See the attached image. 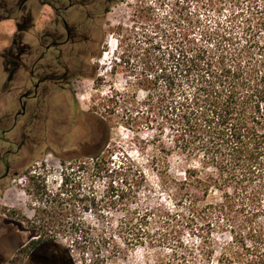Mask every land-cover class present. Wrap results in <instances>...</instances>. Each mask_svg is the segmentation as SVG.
I'll use <instances>...</instances> for the list:
<instances>
[{"label":"trees","instance_id":"1","mask_svg":"<svg viewBox=\"0 0 264 264\" xmlns=\"http://www.w3.org/2000/svg\"><path fill=\"white\" fill-rule=\"evenodd\" d=\"M191 1L176 0L181 11L172 7L144 42L130 44L135 26L118 28L119 47L136 51L144 96L101 98L106 114L119 110L125 125L153 133L146 165L156 188L128 155L114 157L107 119L93 112H82L86 139L57 157L63 170L104 184L101 196L88 193L87 210L120 215V251L160 249L164 264H264V0H234L223 21L199 7L187 13ZM136 13L150 19L142 6ZM37 242L71 264L55 240Z\"/></svg>","mask_w":264,"mask_h":264},{"label":"rangeland","instance_id":"2","mask_svg":"<svg viewBox=\"0 0 264 264\" xmlns=\"http://www.w3.org/2000/svg\"><path fill=\"white\" fill-rule=\"evenodd\" d=\"M221 1L222 4H209L193 0L184 8L194 14L199 7L201 17L206 14L223 21L237 7L234 0ZM258 1L263 6V1ZM175 2L120 0L104 18L99 49L84 59L83 76L74 78L65 89L51 87L50 93L41 97L40 120L28 127L19 124L9 133L10 140L15 138L19 145L24 143L19 153L9 158L12 174L16 175L0 185V264L22 262L20 245L40 236L69 250L71 264H164L166 254L160 249L120 251L124 247L114 233L120 215L102 205L92 212L87 210L88 193L92 190L101 196L104 184L91 183L76 168L63 170L57 156H71L74 145L87 137L83 128L87 118H83L82 112H93V116L107 119L111 128L109 145L116 148L114 157L128 155L156 188L157 179L146 165L151 151L147 142L153 133L136 125L132 128L125 125L126 119L119 110L111 108V114L107 115L101 98L120 92L131 100L137 92L136 76H140V71L134 58L136 51L129 50L127 45L119 47L118 28L131 30L135 26L138 42L130 44L144 42V34L151 36L155 26L164 27L172 7L175 12L181 11V3L176 6ZM138 6L144 7L149 20L138 21ZM143 96L141 91L137 92V99ZM159 196L157 193L156 198ZM48 247L41 245V250Z\"/></svg>","mask_w":264,"mask_h":264},{"label":"flooded vegetation","instance_id":"3","mask_svg":"<svg viewBox=\"0 0 264 264\" xmlns=\"http://www.w3.org/2000/svg\"><path fill=\"white\" fill-rule=\"evenodd\" d=\"M119 1L0 0V185L16 175L9 158L24 143L9 133L38 122L41 97L82 73L84 59L100 47L104 18ZM37 240L20 245L18 264H67Z\"/></svg>","mask_w":264,"mask_h":264}]
</instances>
